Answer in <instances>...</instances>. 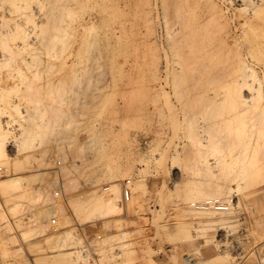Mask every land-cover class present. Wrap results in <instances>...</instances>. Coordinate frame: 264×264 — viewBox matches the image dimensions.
<instances>
[{
    "label": "rangeland",
    "instance_id": "rangeland-1",
    "mask_svg": "<svg viewBox=\"0 0 264 264\" xmlns=\"http://www.w3.org/2000/svg\"><path fill=\"white\" fill-rule=\"evenodd\" d=\"M21 4L0 8L21 27L0 54V264H85L78 225L101 264H264V0Z\"/></svg>",
    "mask_w": 264,
    "mask_h": 264
},
{
    "label": "built area",
    "instance_id": "built-area-1",
    "mask_svg": "<svg viewBox=\"0 0 264 264\" xmlns=\"http://www.w3.org/2000/svg\"><path fill=\"white\" fill-rule=\"evenodd\" d=\"M106 189H109V187H107ZM59 194H60V192L57 191L56 195H59ZM132 196H133L132 180L131 179H124L121 182L120 203L122 205H126L127 203H129L131 201ZM193 205L197 209H202V210L213 209V210H217V211H227L230 209L229 203L222 201V199H220V198H209V199H206L205 201L200 202V203H193ZM55 230L58 231L57 228ZM73 235H74V237L82 240V244L78 246V249H81V251L83 252V256L86 257L88 252H90L92 254V257L85 264H101L99 255H97L95 250H94V245L96 243V240L102 238V235H97V236L88 235L81 225L77 226V230L73 231ZM74 249L75 248H72V250H74ZM116 253H117L116 254L117 260L119 262L121 260L120 259L121 251L119 249H116ZM135 264H139V262H135Z\"/></svg>",
    "mask_w": 264,
    "mask_h": 264
},
{
    "label": "bare ground",
    "instance_id": "bare-ground-1",
    "mask_svg": "<svg viewBox=\"0 0 264 264\" xmlns=\"http://www.w3.org/2000/svg\"><path fill=\"white\" fill-rule=\"evenodd\" d=\"M11 1H12V4H11ZM22 1H24V0H0V8H4L5 9V5L7 4L8 5V3L13 7V8H15V7H17V9L18 8H20L21 6H22V4H21V2ZM19 3H20V5H19ZM10 5H8V8L9 9H11L9 6ZM20 6V7H19ZM22 8V7H21ZM21 10L22 9H20L19 10V13L21 12ZM24 10V9H23ZM8 11H10V10H8ZM17 10L15 9V13H17L16 12ZM24 11H22V13H23ZM22 13H20V14H22ZM11 14H12V12H11ZM10 14V15H11ZM19 14V17L21 16H24L25 15V13L23 14V15H20ZM17 17H18V15H17ZM17 20V19H16ZM15 20V21H16ZM19 20V19H18ZM21 21V20H20ZM37 24V23H36ZM11 25V24H10ZM39 24H37L36 25V29L40 26L41 27V25H39ZM3 27V28H5V29H0V54H1V56L3 57V56H5L6 55V52H7V50H6V48L8 47V43L6 44V41H8V39H7V37L8 36H12V34H14L15 32H16V30L17 29H19V27H20V24H15V25H11V26H7V21H6V14H5V12H2V13H0V27ZM34 26V25H33ZM38 26V27H37ZM1 27V28H2ZM35 27V26H34ZM21 28V27H20ZM34 30H35V28H34ZM35 32V31H34ZM37 32V31H36ZM18 33V32H17ZM16 33V34H17ZM15 34V35H16ZM36 35V34H35ZM18 38V37H17ZM36 38V37H35ZM33 40V39H32ZM16 41V40H15ZM19 42V41H18ZM38 42H41V41H38ZM16 43V42H15ZM37 44V43H36ZM5 45H7V47L5 46ZM22 47V46H21ZM36 48H38V47H36ZM21 49V48H20ZM23 49V48H22ZM33 49H34V46H33ZM36 50H38V49H36ZM14 54V53H13ZM5 58V57H4ZM103 201H101V203H102ZM110 203V202H109ZM108 203V204H109ZM95 205V204H94ZM113 204H111V206H112ZM107 206V205H106ZM113 207H114V205H113ZM108 208V207H107ZM112 208V207H111Z\"/></svg>",
    "mask_w": 264,
    "mask_h": 264
},
{
    "label": "crops",
    "instance_id": "crops-1",
    "mask_svg": "<svg viewBox=\"0 0 264 264\" xmlns=\"http://www.w3.org/2000/svg\"><path fill=\"white\" fill-rule=\"evenodd\" d=\"M19 234H21V231H20V233ZM22 243V242H21ZM18 246V244H14L13 245V247H17ZM32 261V260H31ZM33 262V261H32Z\"/></svg>",
    "mask_w": 264,
    "mask_h": 264
}]
</instances>
